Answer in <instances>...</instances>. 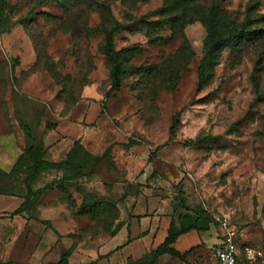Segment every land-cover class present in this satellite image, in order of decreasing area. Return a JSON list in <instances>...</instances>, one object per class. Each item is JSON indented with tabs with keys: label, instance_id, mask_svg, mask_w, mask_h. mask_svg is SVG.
I'll list each match as a JSON object with an SVG mask.
<instances>
[{
	"label": "rangeland",
	"instance_id": "374dc122",
	"mask_svg": "<svg viewBox=\"0 0 264 264\" xmlns=\"http://www.w3.org/2000/svg\"><path fill=\"white\" fill-rule=\"evenodd\" d=\"M170 1L0 0V262L147 259L152 245L126 255L125 230L179 211L209 241L224 216L238 244L264 247V35L200 66L207 24L226 35L255 1L247 28L263 26L264 0H191L172 17ZM108 29L123 71L106 94ZM38 140L49 161L73 141L109 150L89 175L41 171L16 210Z\"/></svg>",
	"mask_w": 264,
	"mask_h": 264
},
{
	"label": "trees",
	"instance_id": "16d2710c",
	"mask_svg": "<svg viewBox=\"0 0 264 264\" xmlns=\"http://www.w3.org/2000/svg\"><path fill=\"white\" fill-rule=\"evenodd\" d=\"M191 0H171L169 4H165L160 7L166 11L173 10L171 17L177 14V9L183 7ZM255 1L245 6V15L238 24L224 25L227 29V34L217 33L213 28V20L207 24L206 36L203 40V53L200 57V66L206 67L213 62V57L220 47H232L241 39L261 38L264 35V25L254 26L253 28H247L248 23L253 19V9ZM262 15H259L261 17ZM112 29H108L104 34V41L102 44V52L109 64L110 83L106 90V94H109L112 90H115L120 85V79L122 74V66L120 60V49H115L112 46ZM201 74V73H200ZM47 128H52L53 123L46 122ZM108 147H106L100 154H92L88 150L84 149L77 141H73V144L69 148L65 157L58 161H49L43 158L44 149L42 141L38 140L32 147V163L29 170L23 177V186L25 194L20 201L16 210L22 209L29 200V196L34 192L39 191L43 186L37 189H31V184L34 182L37 175L49 168L65 169L69 172L67 176L77 175H89L94 171V165H96L107 153ZM202 216L192 215L186 211H179L175 217L168 219L165 234L162 240L149 250V257L147 259H138L129 264H155L156 257L161 253H168L182 259L191 249L189 247L183 251H178L171 246L173 240L181 233L194 229L196 231L204 230ZM231 223V222H230ZM232 224V223H231ZM237 233V232H236ZM238 235H236V242ZM238 244V242H237ZM239 247L242 245L238 244ZM260 247V246H259ZM264 249V247L261 246ZM68 251L62 250L56 261L52 264H70L67 261ZM0 264H25L19 261H1Z\"/></svg>",
	"mask_w": 264,
	"mask_h": 264
},
{
	"label": "crops",
	"instance_id": "0c3cea01",
	"mask_svg": "<svg viewBox=\"0 0 264 264\" xmlns=\"http://www.w3.org/2000/svg\"><path fill=\"white\" fill-rule=\"evenodd\" d=\"M168 220L158 221H131L129 229L125 230L126 240L124 247L132 248L136 246L135 253L132 250L126 252L133 259H138L141 251L145 252L149 245L154 248L163 238L167 227ZM204 230H188L179 234L171 243V246L178 251H183L189 247L192 249L182 258H178L168 253H161L156 257L155 264H216L214 257L210 252V245L218 239V228L215 235L209 241L208 236H201ZM211 243V244H210ZM128 247V248H129ZM137 254V256H135Z\"/></svg>",
	"mask_w": 264,
	"mask_h": 264
},
{
	"label": "built area",
	"instance_id": "2783aa9c",
	"mask_svg": "<svg viewBox=\"0 0 264 264\" xmlns=\"http://www.w3.org/2000/svg\"><path fill=\"white\" fill-rule=\"evenodd\" d=\"M217 226L218 239L209 246L216 264H264V249L251 245L239 247L236 229L226 217H220Z\"/></svg>",
	"mask_w": 264,
	"mask_h": 264
}]
</instances>
